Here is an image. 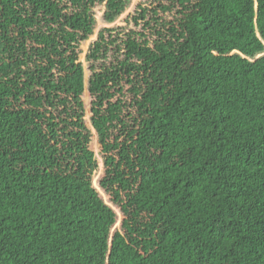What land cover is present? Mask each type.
Returning <instances> with one entry per match:
<instances>
[{"label":"trees","instance_id":"obj_1","mask_svg":"<svg viewBox=\"0 0 264 264\" xmlns=\"http://www.w3.org/2000/svg\"><path fill=\"white\" fill-rule=\"evenodd\" d=\"M131 2L0 0V264H264V0Z\"/></svg>","mask_w":264,"mask_h":264},{"label":"rangeland","instance_id":"obj_2","mask_svg":"<svg viewBox=\"0 0 264 264\" xmlns=\"http://www.w3.org/2000/svg\"><path fill=\"white\" fill-rule=\"evenodd\" d=\"M138 4H141L143 6H145V5L148 6L149 0H132V2L130 4V8H128L126 10V12H124L122 14L123 16L121 17L120 21L116 22L115 26L125 25V26H120V27H123L124 29H131V28L134 29L135 27L133 25H130L129 22H125L126 24H123L122 22H123V20L126 17H127L126 19H128V17H129L128 14H132V12H133V9H132L133 6L136 7V5H138ZM99 12H100V8L99 7L95 8V12L94 13H95V18H96V20H95L96 23H95V28H94V31H93V35L87 41L81 43L80 46H79V51L81 52V56L80 57H81V60L83 62L84 68H85L86 76L88 74V70H87L88 64L85 61V55L87 53V50H88L90 44L96 39L98 31L100 29L104 28V27H108L109 26V25H106L103 22L102 14H101V12L100 13ZM135 29L136 30H140V27H136ZM95 144L96 143L94 141L93 142V147L94 148L96 147ZM98 159H99V157H98ZM102 171H103V169H102V166H101V163H100V164H98L97 171L94 173L93 178H92V183L94 185H96V183L98 182V180L102 176ZM103 198H106V197H103ZM120 221H121V214L117 212V223H116L117 227H119Z\"/></svg>","mask_w":264,"mask_h":264}]
</instances>
